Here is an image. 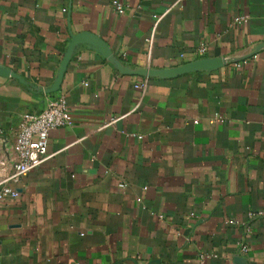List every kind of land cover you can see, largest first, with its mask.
Masks as SVG:
<instances>
[{
	"label": "crops",
	"instance_id": "0c3cea01",
	"mask_svg": "<svg viewBox=\"0 0 264 264\" xmlns=\"http://www.w3.org/2000/svg\"><path fill=\"white\" fill-rule=\"evenodd\" d=\"M112 1L0 0V155L24 112L74 117L0 200V264H264V49L157 74L250 54L264 0Z\"/></svg>",
	"mask_w": 264,
	"mask_h": 264
},
{
	"label": "built area",
	"instance_id": "2783aa9c",
	"mask_svg": "<svg viewBox=\"0 0 264 264\" xmlns=\"http://www.w3.org/2000/svg\"><path fill=\"white\" fill-rule=\"evenodd\" d=\"M112 5L119 14L124 13L127 8L120 0H113ZM237 19L247 21L248 16H240ZM199 51L204 53L206 47L203 45ZM236 64L241 66L242 62ZM136 86L142 87V84ZM111 121L115 122V118ZM73 123L74 117L65 96L50 100L47 107L40 112L26 111L21 115L13 143L9 144L7 138L3 140L4 150L0 155L3 157L0 165L5 164L6 171L4 177L0 179L1 201L17 197L19 195L17 185L47 158L50 132L56 128L71 126ZM118 185L120 189H125L128 184L120 181ZM248 216L250 219L262 217L264 211H250ZM248 250L249 247L242 243V253H247Z\"/></svg>",
	"mask_w": 264,
	"mask_h": 264
},
{
	"label": "water",
	"instance_id": "95a60500",
	"mask_svg": "<svg viewBox=\"0 0 264 264\" xmlns=\"http://www.w3.org/2000/svg\"><path fill=\"white\" fill-rule=\"evenodd\" d=\"M77 40L75 39L73 41V43L70 45V48L65 56V59L62 63L61 66V70L59 73V76L57 78L56 84L53 88L51 89H47L45 90V92H52L55 91L57 89H59L61 81H62V77L64 74V70L66 68L67 62L73 52L74 46L76 44ZM97 43V47L100 50H103L104 52H107V57H109L111 60L113 59L110 51L107 49L108 47L106 46V44L101 40L95 38V44ZM264 49V43L260 44L259 46H257L250 54L246 55V56H242V57H216V58H204L183 66H179L177 68H174L172 70H165V71H159L157 72V74L159 75H164V76H174L177 74H182V73H186V72H190V71H194V70H210V69H216L222 66H225L227 64H231V63H238V62H242L244 60H246L248 57L250 56H255L257 55V53ZM145 76L151 75L154 72L149 71L148 69L143 70L142 72ZM10 75L16 78H19L22 82H25L23 80V78H21V76H19L18 74L14 73V72H10Z\"/></svg>",
	"mask_w": 264,
	"mask_h": 264
}]
</instances>
